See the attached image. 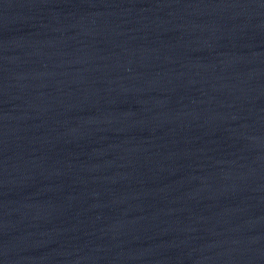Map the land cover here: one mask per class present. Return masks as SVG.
Wrapping results in <instances>:
<instances>
[{
    "label": "water",
    "instance_id": "1",
    "mask_svg": "<svg viewBox=\"0 0 264 264\" xmlns=\"http://www.w3.org/2000/svg\"><path fill=\"white\" fill-rule=\"evenodd\" d=\"M0 264H264V0H0Z\"/></svg>",
    "mask_w": 264,
    "mask_h": 264
}]
</instances>
